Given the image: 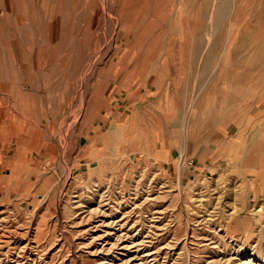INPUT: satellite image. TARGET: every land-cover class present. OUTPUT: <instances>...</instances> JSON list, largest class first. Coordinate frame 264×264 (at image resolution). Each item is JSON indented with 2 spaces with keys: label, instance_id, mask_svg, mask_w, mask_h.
<instances>
[{
  "label": "rangeland",
  "instance_id": "obj_1",
  "mask_svg": "<svg viewBox=\"0 0 264 264\" xmlns=\"http://www.w3.org/2000/svg\"><path fill=\"white\" fill-rule=\"evenodd\" d=\"M0 264H264V0H0Z\"/></svg>",
  "mask_w": 264,
  "mask_h": 264
},
{
  "label": "bare ground",
  "instance_id": "obj_2",
  "mask_svg": "<svg viewBox=\"0 0 264 264\" xmlns=\"http://www.w3.org/2000/svg\"><path fill=\"white\" fill-rule=\"evenodd\" d=\"M67 168L69 169L70 167H67ZM68 169L65 170V172H66L65 174H67V177H69V176L72 174V172H71L70 170H68ZM65 176H66V175H65ZM66 179H67V178H66ZM66 179H65V180H66ZM102 248H103V247H102ZM96 250H97V249H96ZM135 255H136V254H135ZM137 257H138V256H137ZM131 263H132V262H131Z\"/></svg>",
  "mask_w": 264,
  "mask_h": 264
}]
</instances>
